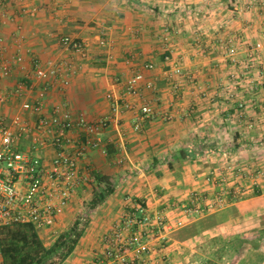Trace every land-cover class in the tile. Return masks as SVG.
<instances>
[{"label": "crops", "instance_id": "0c3cea01", "mask_svg": "<svg viewBox=\"0 0 264 264\" xmlns=\"http://www.w3.org/2000/svg\"><path fill=\"white\" fill-rule=\"evenodd\" d=\"M29 6H37L35 16L23 13ZM64 34L87 44L85 58L60 45ZM0 35V60L22 55L26 61L36 57L44 66L73 64L69 86L47 94V115L63 102L87 118L104 115L109 110L106 93L121 96L125 81L138 72L144 79L135 104H151L155 111L139 132L130 125L134 113L123 112L118 124L100 134L107 154L93 149L80 160L82 175L108 177L113 191L89 209L83 233L62 264H95L101 259L130 200L163 210L173 222L181 214L176 204L196 191H211L203 178L229 161L226 151L236 163H264V147L255 143L264 139V0H10L0 7ZM233 35L236 64L226 55V41ZM101 38L106 39L105 46L100 45ZM256 42L262 48L251 62ZM166 54L184 76L170 74L163 61ZM147 63L153 65L151 70L145 69ZM24 73L12 65L11 75L0 79L5 93L0 96V117L5 123L22 112L21 102L33 100L42 85ZM19 80L32 89L14 94ZM148 80L154 84L151 90L145 88ZM239 102L245 103L243 116L237 114ZM22 115L29 122L34 119L29 112ZM29 142L24 139L23 146ZM39 154L50 159L53 149ZM119 158L123 163H117ZM94 186L96 181H81L53 225L36 229L45 245L71 225L91 199ZM262 231L264 194H248L168 231L163 247L155 238L141 263L205 264L203 257L215 256L216 261L208 264H264ZM229 233L249 234L252 240L236 252L234 248L228 262L220 254L232 244L224 243Z\"/></svg>", "mask_w": 264, "mask_h": 264}, {"label": "built area", "instance_id": "2783aa9c", "mask_svg": "<svg viewBox=\"0 0 264 264\" xmlns=\"http://www.w3.org/2000/svg\"><path fill=\"white\" fill-rule=\"evenodd\" d=\"M66 1L59 0L62 3ZM9 2L0 0V7H5ZM37 11V6H29L23 13L35 16ZM59 43L74 56H87V44L69 34L62 35ZM99 43L102 46L107 44L104 38ZM261 48L260 42L252 46L249 54L251 62H254ZM237 53L236 36L233 35L226 41V55L232 64L237 63ZM9 60H0V79L11 75L12 65H16L25 71L24 77L31 78L33 75L42 85L33 100H24L20 104L22 112L33 114L31 122L23 117L22 112L14 114L7 123L0 117V229L13 224L30 223L39 230L53 225L81 181L95 182L90 174L82 175L80 160L86 158L88 151L101 148V132L118 124L120 114L126 111L134 113L130 125L133 131L139 132L144 122L155 115V111L151 104H135V99L140 95L139 83L144 79L143 74L138 72L125 81L121 96L117 97L111 91L106 93L109 110L104 115L87 118L83 114H75L67 102L55 106L47 115V94L50 89L64 90L69 86L73 64L44 66L38 58L32 56L26 61L22 55H15ZM163 61L169 65L170 74L177 77L185 75L169 54L164 55ZM144 67L151 70L153 65L147 63ZM153 86L152 80L145 82L147 90ZM30 89L32 85L19 80L13 93L20 95ZM2 94L5 95L0 86V96ZM236 110L239 116H243L245 103L239 102ZM163 117L169 119L170 115L164 114ZM26 138L30 140L27 148L23 146ZM47 147L53 149L50 159L39 154L40 150ZM101 151L107 154V149L101 148ZM123 161V158H119L117 163ZM203 180L211 186V191H196L188 199L176 204L181 214L173 222L163 210H151L143 200H130L129 211L115 229L113 238L108 241L102 258L95 264H142V258L151 252V242L155 238L159 239L163 247L168 231L182 227L193 217L241 200L248 188L253 190L259 187V180L264 191V167L224 161L221 167L208 172ZM245 181H249L251 187L244 185Z\"/></svg>", "mask_w": 264, "mask_h": 264}, {"label": "trees", "instance_id": "16d2710c", "mask_svg": "<svg viewBox=\"0 0 264 264\" xmlns=\"http://www.w3.org/2000/svg\"><path fill=\"white\" fill-rule=\"evenodd\" d=\"M96 186L92 197L87 203L88 209H93L103 202L113 191L112 183L108 177L95 175ZM83 227L79 220L74 221L70 227L62 231L50 245H45L39 237L37 230L30 223H19L5 226L0 229L1 264H62L75 249ZM225 237L224 243L235 240V246L229 244L228 252L233 255L247 244L245 237L231 235ZM234 245V244H233ZM238 246V247H237Z\"/></svg>", "mask_w": 264, "mask_h": 264}, {"label": "rangeland", "instance_id": "374dc122", "mask_svg": "<svg viewBox=\"0 0 264 264\" xmlns=\"http://www.w3.org/2000/svg\"><path fill=\"white\" fill-rule=\"evenodd\" d=\"M248 125V124H247ZM255 143H258L259 145H261V146H263L264 147V139H262V140H258V141H256ZM226 158H228V160L229 161H232V162H237V161H235V160H231V158L229 157V155H228V152L226 151ZM241 163H243L244 165H248V166H260V167H264V163H262V164H256V163H252V162H247V163H245V162H241ZM96 181V180H95ZM259 182H260V185H259V187H257L256 189H251V188H248V190H250L249 192L247 191V192H245L244 194H243V198L244 197H246L248 194H264V191H262L261 190V184H262V182H261V180H259ZM244 185H246L247 187H251V184H250V182L249 181H245L244 182ZM243 198H241V199H243ZM89 202V200L86 202V203H83V205H82V208L80 209V211H79V213H78V216H76L75 217V219L73 220V222L74 221H76V220H79V222H80V227L82 228L86 223H87V219H88V216H87V214L89 213V209L87 208V203ZM203 215H205V214H203ZM203 215H201V216H203ZM197 217H200V216H197ZM72 222V223H73ZM71 223V224H72ZM71 225H69V227H70ZM236 234V233H235ZM232 235V233H229V236H231ZM248 235L249 234H246V235H244L245 236V239L244 240H246V241H248V242H250L251 240H252V236L251 235H249V237H248ZM261 238H264V231H262L261 232V236H260ZM230 243H232V244H235V240H230L229 241ZM202 254H204V253H202ZM220 256H223V257H221V259H223V260H225V261H230V259H232L231 257H232V255L227 251V253L226 252H224V253H222L221 252V254H220ZM203 259L205 260L204 262H205V264H208L209 262H211L210 260H215L216 261V257L214 256V257H212V259H206L205 257H203ZM207 260V261H206ZM207 262V263H206Z\"/></svg>", "mask_w": 264, "mask_h": 264}]
</instances>
